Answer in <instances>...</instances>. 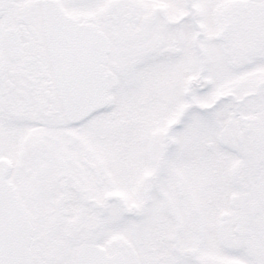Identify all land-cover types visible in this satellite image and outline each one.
<instances>
[{
	"label": "snow or ice",
	"instance_id": "obj_1",
	"mask_svg": "<svg viewBox=\"0 0 264 264\" xmlns=\"http://www.w3.org/2000/svg\"><path fill=\"white\" fill-rule=\"evenodd\" d=\"M0 264H264V0H0Z\"/></svg>",
	"mask_w": 264,
	"mask_h": 264
}]
</instances>
